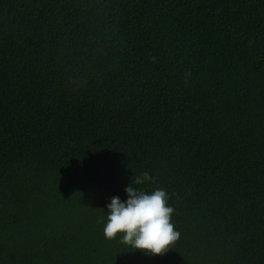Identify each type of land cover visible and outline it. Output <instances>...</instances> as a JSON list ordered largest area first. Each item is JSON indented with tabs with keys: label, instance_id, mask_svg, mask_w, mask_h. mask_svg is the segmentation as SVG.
I'll list each match as a JSON object with an SVG mask.
<instances>
[{
	"label": "trees",
	"instance_id": "16d2710c",
	"mask_svg": "<svg viewBox=\"0 0 264 264\" xmlns=\"http://www.w3.org/2000/svg\"><path fill=\"white\" fill-rule=\"evenodd\" d=\"M145 172L155 257L102 235ZM0 264H264V0H0Z\"/></svg>",
	"mask_w": 264,
	"mask_h": 264
},
{
	"label": "clouds",
	"instance_id": "9594fccd",
	"mask_svg": "<svg viewBox=\"0 0 264 264\" xmlns=\"http://www.w3.org/2000/svg\"><path fill=\"white\" fill-rule=\"evenodd\" d=\"M151 180L147 172L142 173L125 188L126 200L111 198L102 235L106 240L118 239L130 251L155 257L166 252L179 234L171 222L174 209L168 206L165 190L137 187Z\"/></svg>",
	"mask_w": 264,
	"mask_h": 264
}]
</instances>
